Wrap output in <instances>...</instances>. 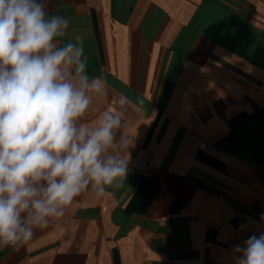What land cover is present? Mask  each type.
<instances>
[{
    "label": "crops",
    "instance_id": "0c3cea01",
    "mask_svg": "<svg viewBox=\"0 0 264 264\" xmlns=\"http://www.w3.org/2000/svg\"><path fill=\"white\" fill-rule=\"evenodd\" d=\"M44 5L85 34L88 74L108 81L85 121L130 98L128 174L0 248V264H234V246L264 231V0Z\"/></svg>",
    "mask_w": 264,
    "mask_h": 264
},
{
    "label": "clouds",
    "instance_id": "9594fccd",
    "mask_svg": "<svg viewBox=\"0 0 264 264\" xmlns=\"http://www.w3.org/2000/svg\"><path fill=\"white\" fill-rule=\"evenodd\" d=\"M69 26L43 0H0V248L18 251L76 198L102 199L127 179L130 98L120 93L115 110L85 121L108 81L89 76L85 34ZM233 253L234 264H264V231Z\"/></svg>",
    "mask_w": 264,
    "mask_h": 264
},
{
    "label": "rangeland",
    "instance_id": "374dc122",
    "mask_svg": "<svg viewBox=\"0 0 264 264\" xmlns=\"http://www.w3.org/2000/svg\"><path fill=\"white\" fill-rule=\"evenodd\" d=\"M45 0H43V3H44Z\"/></svg>",
    "mask_w": 264,
    "mask_h": 264
}]
</instances>
